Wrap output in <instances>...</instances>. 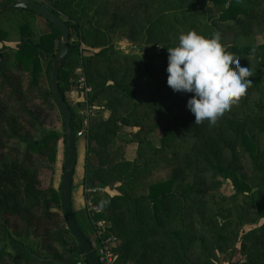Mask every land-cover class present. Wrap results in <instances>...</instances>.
<instances>
[{"label":"trees","instance_id":"trees-1","mask_svg":"<svg viewBox=\"0 0 264 264\" xmlns=\"http://www.w3.org/2000/svg\"><path fill=\"white\" fill-rule=\"evenodd\" d=\"M46 1L53 13L66 15L68 19L61 18L70 33L94 35L104 43L86 42L100 49L85 53L79 44L69 41L66 56L57 61L60 27L47 20L52 30L40 33L36 11L7 3L0 8V264H90L67 226L61 188H55L48 177L57 162L61 138L66 156L65 122L49 84L53 67L59 69V88L67 102L68 84L79 67L93 88L91 99L108 98L111 115L87 133V162L93 154L97 163L92 162V169L88 166L91 162L86 164L85 180L90 187L119 189L114 194H95V203L102 210L94 215L96 224H104L117 238L114 253L118 264H215L214 251L226 250L239 236L251 242V249L244 261L231 264H264V222L241 235L246 222L236 215L237 207L214 211L205 201L194 200V196H203L204 190H221L222 179L230 178L236 189L233 202L249 198L245 204L255 205L256 220L264 219V201L255 197L256 189L264 193V150H259L251 134L253 127L264 133V43H232L228 50L224 48L239 59L241 66L249 68L252 83L215 124L204 121L197 125L186 107L192 94L174 92L166 83L167 47L154 45L150 48L155 52L117 58L121 51L110 44L107 34L83 24V9L93 0ZM205 1L172 0L174 6L160 12L148 27L154 34L172 32L176 37L188 29L206 37H225L243 21L255 25L264 16V0ZM6 42L17 44L12 47ZM146 76L153 79L157 90L146 103L133 101L130 80ZM122 104L145 105L150 109L147 115L160 112L169 116L176 111L173 127L164 133L159 148L146 149L151 155L144 163L139 161L142 152L136 159L105 153L122 123L125 128L129 126V118L115 116ZM69 107L76 139L80 127ZM51 113L61 119L63 136L55 131L40 133ZM177 141L183 142L185 155L192 159L193 184L185 182L179 184L180 189L175 188L180 179L175 170L169 178L149 183L146 193H132L157 164L154 159ZM82 231L91 241L92 237ZM195 248L199 251L196 260L190 256Z\"/></svg>","mask_w":264,"mask_h":264},{"label":"rangeland","instance_id":"rangeland-1","mask_svg":"<svg viewBox=\"0 0 264 264\" xmlns=\"http://www.w3.org/2000/svg\"><path fill=\"white\" fill-rule=\"evenodd\" d=\"M38 3H43L51 9V6L46 0H35ZM206 1L202 0V4ZM3 3L13 4L10 0L0 1V8ZM174 6L172 0H93L89 7L83 9L82 21L87 27H97L102 29L106 34L107 38L110 39V44L115 46L117 50L121 52L117 58L123 59V54H128L129 58H132L133 54L139 55L142 51L155 52L156 49L150 48L154 45L171 47L177 43V37L172 32H162L154 34L148 23L153 20L160 12ZM76 10V9H74ZM75 13V11H72ZM215 13V12H214ZM216 16V14H214ZM63 19H68L65 14H62ZM260 21L257 24H248L247 21H243L240 26L234 28L232 32H227L225 37H219V42L228 50L229 46L233 43L236 45H259L264 43V16L260 17ZM250 23V22H249ZM37 31L48 32L52 30V26L44 19L42 16L37 17L36 20ZM71 36L67 43L75 42L80 45L81 48L85 49V53L97 52L100 47H92L86 42L99 43L104 41L94 35L81 37L77 35L73 30H71ZM71 37V38H70ZM133 37V38H130ZM87 40V41H86ZM16 42H8V46H16ZM136 56V55H135ZM114 59V57H113ZM125 61V60H124ZM131 64H125L123 67L130 66ZM79 67L76 70L73 81L68 84L69 89L66 91V97L69 104L72 106L75 117L78 122L79 127L83 120H87L89 128H92L96 124L100 123L104 118V114L109 117L111 115L110 109L107 107L108 98L99 97L97 100H92L93 88L90 84H84L81 81V75L84 71ZM85 75V74H84ZM130 86L132 87V95L135 97L133 101L146 103L154 95L155 90L158 86L154 83L153 79L149 76L139 79L135 77L130 80ZM89 86L92 90L86 92V87ZM150 109L145 105H138L134 107L131 104H122L116 108L115 116L118 118L126 117L129 118V126L126 128L122 123L120 131L117 133L111 143L107 145L108 149H105V153L117 156L119 159H136L137 156L142 152V157L140 162L144 163V158H148L151 154L146 149L151 146L159 148L161 146V139L164 133L169 130L172 126L173 119L176 118V111L174 114L165 115L163 113H151L147 115ZM57 113V111H56ZM57 116V114H56ZM181 126V125H180ZM44 129L40 132L55 131L60 136H63L64 129L61 119L55 117L54 113H51V117L44 124ZM251 134L254 140L257 142L259 150H264V133L256 128H251ZM61 138L58 142V155L57 162L53 166V171L50 172L49 176L50 183L55 187L59 188L62 174H63V162L65 160V144ZM84 141L86 142V147L84 146ZM145 142L146 145L141 147L140 143ZM76 142L81 144L82 148H77L76 159L79 158L80 161L89 168L92 169L94 164L97 163V157L93 154L89 156L90 162H87V145L88 139L87 135L84 137H76ZM173 148L163 152L157 158L154 159L155 167L147 176H145L141 182L136 184L135 189L132 191L134 194H141L147 192V186L153 181L165 180L174 174L175 170L178 171V179L175 184V188L180 189L179 184L182 185L185 182H190L193 184L195 181L193 178L194 169L191 167L192 159L185 155L186 146L181 141L174 143ZM25 146V143H24ZM86 149V150H85ZM141 151H140V150ZM106 155L104 154L103 159L106 160ZM94 164H93V163ZM192 170V172H191ZM221 190H204L203 196H194V200H201L207 203V207L213 209L214 211L220 207H237L238 212L236 215L242 216L245 220L244 231L245 232L260 226L264 219L259 221L257 218V211L255 205L247 206L245 203L249 202V198H241L238 203L235 204L231 199L232 195H235L236 189L232 184L230 178L222 179ZM115 183V181H113ZM109 194H114L119 189L118 188H108ZM103 192H98L102 195ZM95 196V195H94ZM255 197L259 199L262 198L264 201V193L262 191H255ZM95 198V197H94ZM107 198V197H106ZM105 198V199H106ZM95 200V199H94ZM254 203V202H253ZM235 215V216H236ZM87 233V232H86ZM250 241H242V237L232 241L229 247L224 250H215L213 259L215 264H231L244 261L246 258V252L250 248ZM197 248L193 251L191 250L190 256L192 259H198L196 256Z\"/></svg>","mask_w":264,"mask_h":264},{"label":"clouds","instance_id":"clouds-1","mask_svg":"<svg viewBox=\"0 0 264 264\" xmlns=\"http://www.w3.org/2000/svg\"><path fill=\"white\" fill-rule=\"evenodd\" d=\"M167 52L166 83L174 92L192 94L186 107L197 125L204 121L215 124L252 83L249 68L224 50L219 37L181 30L177 43L167 47Z\"/></svg>","mask_w":264,"mask_h":264},{"label":"water","instance_id":"water-1","mask_svg":"<svg viewBox=\"0 0 264 264\" xmlns=\"http://www.w3.org/2000/svg\"><path fill=\"white\" fill-rule=\"evenodd\" d=\"M3 1V0H0ZM5 1V0H4ZM12 5L18 8H24L36 11L40 16L47 19L50 23L58 26L62 29L61 44L59 47L57 61H61L68 52L67 41L70 36V28L68 24L58 15L43 3H38L35 0H10ZM49 84L57 103L61 114L63 116L66 128V156H65V168L62 174V180L60 184L61 198L63 205V215L66 219L67 226L75 238H77L79 244L83 248L87 259L90 264H102L96 255L90 240L86 237L82 229L80 228L72 207V185H73V172L75 162L73 161L74 154L76 152V139L73 136V129L70 125L72 119V113L68 102L64 99L59 88V69L53 67L49 72Z\"/></svg>","mask_w":264,"mask_h":264},{"label":"built area","instance_id":"built-area-1","mask_svg":"<svg viewBox=\"0 0 264 264\" xmlns=\"http://www.w3.org/2000/svg\"><path fill=\"white\" fill-rule=\"evenodd\" d=\"M82 71V69H80ZM81 81L87 85V80L84 74L81 75ZM86 92L92 90L89 86L86 87ZM89 124L87 120H83L81 123V127L77 130V137H84L89 132ZM105 187H90L85 186V194H86V207L90 214L100 213L102 208L95 203L94 195L98 192L105 191ZM94 225V235L91 239V244L93 249L98 256L100 262L102 264H118L116 261V256L114 253V247L117 243V238L108 233L106 226L104 224L97 225L96 222L93 221Z\"/></svg>","mask_w":264,"mask_h":264},{"label":"crops","instance_id":"crops-1","mask_svg":"<svg viewBox=\"0 0 264 264\" xmlns=\"http://www.w3.org/2000/svg\"><path fill=\"white\" fill-rule=\"evenodd\" d=\"M38 17H41V16L39 15ZM5 44L8 45V42H6ZM1 45L2 44H0V46ZM107 117L108 116L106 115V112H105L103 118L106 119ZM84 146L86 147L85 141H84ZM78 147L79 149H81L82 143L79 144L76 142V152H77ZM85 177H86V165L83 163V161H80L78 158L76 159L74 172H73L72 207H73V211L77 218L78 223L80 224L82 229L85 232H87V234H89L90 237H92L94 235L93 221L95 222V219H94L95 214H90V212H88L87 207H86L87 199H86L84 188L87 184H86ZM105 188L106 189L105 191H103L102 194L109 193L108 187H105Z\"/></svg>","mask_w":264,"mask_h":264}]
</instances>
